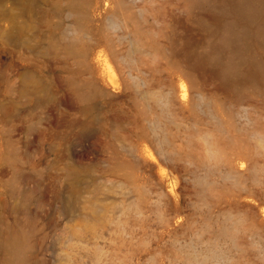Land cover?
I'll list each match as a JSON object with an SVG mask.
<instances>
[{"label": "rangeland", "instance_id": "rangeland-1", "mask_svg": "<svg viewBox=\"0 0 264 264\" xmlns=\"http://www.w3.org/2000/svg\"><path fill=\"white\" fill-rule=\"evenodd\" d=\"M0 264H264V0H0Z\"/></svg>", "mask_w": 264, "mask_h": 264}, {"label": "bare ground", "instance_id": "bare-ground-1", "mask_svg": "<svg viewBox=\"0 0 264 264\" xmlns=\"http://www.w3.org/2000/svg\"><path fill=\"white\" fill-rule=\"evenodd\" d=\"M247 33V27L246 26H243V28L242 29H240V31H238V34L241 36L242 34L243 35H245ZM227 37V36H226ZM229 37V36H228ZM227 37V38H228ZM230 38V37H229ZM223 39V38H222ZM232 39V38H231ZM223 44L224 45H232V43H231V41H230V39H224L223 40ZM221 45V44H220ZM219 45V46H220ZM230 45V46H231ZM228 47V46H227ZM227 47H225V48H227ZM233 59H231V62H228V63H226V65H225V72L229 75V74H231V73H233L234 71H236L237 69H238V64L236 63V62H234V61H232ZM239 63V62H238ZM182 91H183V95L185 96V91H186V89H185V87L183 86L182 87ZM181 92V91H180ZM210 188V187H209ZM190 248V247H189ZM188 248V249H189ZM186 253V252H185Z\"/></svg>", "mask_w": 264, "mask_h": 264}]
</instances>
